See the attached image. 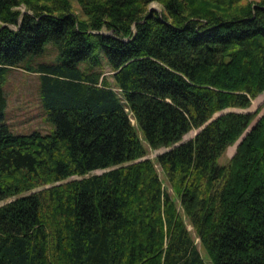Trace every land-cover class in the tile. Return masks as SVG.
Instances as JSON below:
<instances>
[{"label":"trees","instance_id":"1","mask_svg":"<svg viewBox=\"0 0 264 264\" xmlns=\"http://www.w3.org/2000/svg\"><path fill=\"white\" fill-rule=\"evenodd\" d=\"M77 1L0 0V264H208L185 216L211 264H264V111L219 161L264 91V0ZM12 67L52 131L5 120Z\"/></svg>","mask_w":264,"mask_h":264},{"label":"rangeland","instance_id":"2","mask_svg":"<svg viewBox=\"0 0 264 264\" xmlns=\"http://www.w3.org/2000/svg\"><path fill=\"white\" fill-rule=\"evenodd\" d=\"M72 3V8L77 13L82 15L81 7L77 0H70ZM24 4L22 3L21 9H24ZM152 7L158 13L161 12L162 6L158 1H151L148 4V8ZM57 47L55 44L48 42L46 43V49L39 55H36L34 58L35 60L42 61V60H50L54 59L57 55ZM104 69L105 73L110 75L111 69L109 65L104 62ZM3 87L6 92L7 97V106L5 109V120L9 123L11 129L15 132H29L34 129H39L43 132L52 131L54 129L53 123L47 117V110L44 107L39 95H38V78L37 73L34 71H29L23 67H12L8 73L7 78L3 84ZM227 109H239V110H250L255 111L258 110L255 117L253 118L252 122L249 126L244 130V132L237 138L236 141L231 143L227 146L224 153L220 155L219 161L223 162L226 161L235 151V147L238 144V140L242 138V136L246 133V131L250 128L253 124L255 119L259 117L262 112L264 111V91L256 95L250 105L246 108H239V107H229ZM131 122L136 128V131L139 135V138L144 146L145 154L144 157H149L152 162L154 163L159 176L161 178L162 186L167 192L174 198L175 202L179 206V199L175 195L173 189L171 188L167 178L157 161V154L170 146L162 145L159 147H151L148 141L143 137L141 130L139 129L135 119L131 116ZM198 128H192L187 131L182 139H186L192 137ZM234 145V150L230 152V147ZM103 169L97 168L94 169L93 172H100ZM72 177V176H70ZM69 177V178H70ZM11 197H7L0 200V204L9 200ZM184 221L186 226L194 238L195 243L197 244L198 248L200 249L201 254L204 256L208 264H211L209 258L206 254L205 249L203 248L195 230L193 229L192 225L190 224L187 217H184Z\"/></svg>","mask_w":264,"mask_h":264},{"label":"water","instance_id":"3","mask_svg":"<svg viewBox=\"0 0 264 264\" xmlns=\"http://www.w3.org/2000/svg\"><path fill=\"white\" fill-rule=\"evenodd\" d=\"M152 9H153L152 7L149 8L150 11H151ZM242 137H243V136H242ZM240 140H241V138L238 140V142H239ZM238 142H237V143H238Z\"/></svg>","mask_w":264,"mask_h":264},{"label":"bare ground","instance_id":"4","mask_svg":"<svg viewBox=\"0 0 264 264\" xmlns=\"http://www.w3.org/2000/svg\"><path fill=\"white\" fill-rule=\"evenodd\" d=\"M234 146V145H233Z\"/></svg>","mask_w":264,"mask_h":264}]
</instances>
